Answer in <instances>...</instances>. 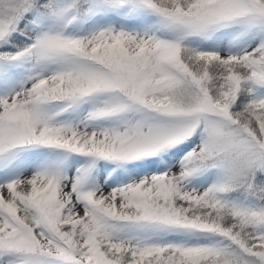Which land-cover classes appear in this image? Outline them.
Wrapping results in <instances>:
<instances>
[{
	"label": "snow or ice",
	"instance_id": "snow-or-ice-1",
	"mask_svg": "<svg viewBox=\"0 0 264 264\" xmlns=\"http://www.w3.org/2000/svg\"><path fill=\"white\" fill-rule=\"evenodd\" d=\"M0 264H264V0H0Z\"/></svg>",
	"mask_w": 264,
	"mask_h": 264
}]
</instances>
